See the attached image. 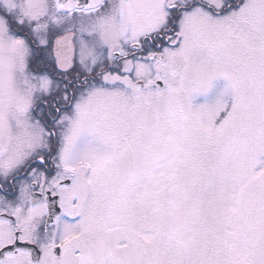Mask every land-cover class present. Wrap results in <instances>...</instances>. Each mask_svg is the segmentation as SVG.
<instances>
[{
    "label": "snow or ice",
    "instance_id": "obj_1",
    "mask_svg": "<svg viewBox=\"0 0 264 264\" xmlns=\"http://www.w3.org/2000/svg\"><path fill=\"white\" fill-rule=\"evenodd\" d=\"M0 264H264V0H0Z\"/></svg>",
    "mask_w": 264,
    "mask_h": 264
}]
</instances>
